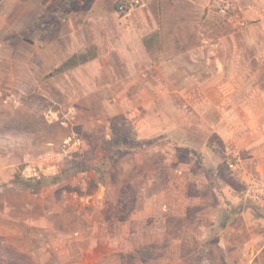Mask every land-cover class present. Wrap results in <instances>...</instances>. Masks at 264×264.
Segmentation results:
<instances>
[{"label": "rangeland", "instance_id": "obj_1", "mask_svg": "<svg viewBox=\"0 0 264 264\" xmlns=\"http://www.w3.org/2000/svg\"><path fill=\"white\" fill-rule=\"evenodd\" d=\"M247 1L241 6L233 0L235 12L228 17L220 12L222 0H98L106 8L98 18L83 12L88 6L79 8L95 0H0V167L10 175L0 187L14 184L16 188L26 162L54 156L59 172L70 169L69 174L39 192L24 190L51 201L58 230L87 232L84 215L96 207L90 203L99 199L108 200L105 207L109 211L124 213L130 205L134 207V199H140L139 187L158 172L144 169L143 164L151 158L145 151L157 150L153 163L163 160L157 153L164 151L162 133L155 131L157 137L140 139L138 123L139 118L149 119L155 127L158 123V110L164 108V48L175 47L164 46V33L177 28L191 41L184 47H195L201 33L206 34L215 43L210 47L226 60L225 67L233 66L239 74L243 71L242 76H235L238 88L241 85L243 89L231 96L233 122L226 125L229 136L223 142L215 140V144L222 152L225 147L239 150L249 178L253 175L264 180V13L251 11L245 16L241 11L247 8ZM121 4L127 6L125 12L119 11ZM164 6L175 11H164ZM132 16L133 20L146 18L145 31L139 35L145 36V53V48L136 44V37H127L125 25ZM93 47L94 60L51 76L72 56L92 54ZM196 64L200 69L220 67L216 63ZM24 84L28 92L20 87ZM245 103L249 105L247 123ZM110 120H126L136 126L139 155L125 152L111 163L108 156L113 151L106 152L101 139L109 134ZM81 162L85 168L104 172L105 188L96 183L94 170L73 171ZM132 164L136 166L133 172ZM220 166L225 167L222 174L228 176L239 167L232 173L226 165ZM25 198L30 197L25 194ZM116 199H121L119 204ZM246 204L254 242L264 245V212L248 201ZM4 221L0 218V242L20 248L21 238L13 234L14 230L21 232V227ZM23 232L25 236L35 232L41 247L48 248L49 232L45 229L24 228ZM59 237L54 244L59 243ZM44 252L41 259L48 256ZM152 256L144 252L142 260L150 261ZM22 257L25 262L32 261L31 253ZM54 258L59 262L57 256ZM252 264H264V250Z\"/></svg>", "mask_w": 264, "mask_h": 264}, {"label": "crops", "instance_id": "obj_2", "mask_svg": "<svg viewBox=\"0 0 264 264\" xmlns=\"http://www.w3.org/2000/svg\"><path fill=\"white\" fill-rule=\"evenodd\" d=\"M222 1L234 3L233 0ZM235 1L242 6L244 0ZM86 6L83 12L94 13L98 18L106 12L98 0L79 8L83 10ZM244 6L247 8L241 12H245V16L251 11L264 13L260 0H249ZM165 9L175 11L172 7L164 6ZM191 9L199 10V7ZM135 17L125 25L127 37H136V44L145 48V53L146 39L139 35L145 31L146 18L133 20ZM262 19L264 22V16ZM178 30L164 33V46L175 47L164 48L167 53L164 108L158 110V123L155 127L145 118H139L138 123L140 139H152L158 136L154 133H162L164 151L157 153L163 160L153 163L151 159L157 150L145 151L151 158L143 164L144 169L148 167L149 173L158 172L139 187L140 199H134V207L130 205L128 211L121 213L109 211L105 207L109 204L107 199L89 202L96 207L84 215L88 231H60L56 226L57 214L51 212V201L46 202L19 185L0 187V218L22 229L21 232L14 230L13 234L21 238L20 248L14 243L0 242V264H252L264 250V245L254 242L248 227L245 192L247 181L255 176L249 178L242 157L235 167L242 166L241 169L229 168L231 172L236 170L233 175L222 174L225 167L220 165H225L229 148L225 147L222 152L215 144V140L223 142L229 136L226 125L233 122L231 96L243 89L241 85L238 88L235 76H242L243 71L239 74L233 66L225 67L226 60L210 47L215 44L210 36L201 33L196 46L188 49L184 45L191 41L185 32ZM198 62L216 63L220 67L212 65L200 69ZM20 87L29 91L25 84ZM244 107L247 123L249 105L245 103ZM153 130V134L150 133ZM128 153L139 155L137 151ZM140 160L144 161L142 156ZM134 167L135 164L130 166L131 172ZM9 176L0 167V185L8 181ZM25 194L30 198L26 199ZM116 200L117 204L121 201ZM24 228L34 231L43 228L49 232L48 248L41 247L35 232L25 236ZM58 236L59 243L54 244ZM43 251H47L48 256L41 259ZM144 252L153 255L150 261L142 260ZM26 253L32 254L31 262L22 260ZM56 256L59 262L55 261ZM249 256H252L250 260Z\"/></svg>", "mask_w": 264, "mask_h": 264}, {"label": "trees", "instance_id": "obj_3", "mask_svg": "<svg viewBox=\"0 0 264 264\" xmlns=\"http://www.w3.org/2000/svg\"><path fill=\"white\" fill-rule=\"evenodd\" d=\"M146 46H147V43H145V47ZM148 52H149V49H148ZM95 58H96L95 47H93L92 54L86 53V54L72 56L65 63H63L59 68H57L51 74V76L62 74L78 66L79 64L87 63L91 60H94ZM101 139L106 149V152L111 151V150L113 151L109 153L110 155L108 156L112 164H114L115 161L119 157H121L123 153L136 151L139 148V137L137 134V128L131 122H128L126 120H110L109 134L108 135L106 134ZM89 170H92V171L94 170V172L98 174L96 176L97 178L96 183L104 185V181H105L104 172H102L96 167L95 168H89V167L85 168L84 164L81 162L75 166L73 171L87 173ZM69 171L70 169L60 170V172H58V174L52 177L51 179L40 177V178L33 179V180H25L18 176L17 180H18V184L21 185L24 189L36 193V192L41 191L43 187L49 184H56L62 181L65 175L67 176L69 174ZM91 196L92 194H90L88 197L90 198Z\"/></svg>", "mask_w": 264, "mask_h": 264}, {"label": "built area", "instance_id": "obj_4", "mask_svg": "<svg viewBox=\"0 0 264 264\" xmlns=\"http://www.w3.org/2000/svg\"><path fill=\"white\" fill-rule=\"evenodd\" d=\"M127 6L121 4L120 12H125ZM220 12L224 16L232 17L235 12V6L231 1H224L220 8ZM241 19V17H239ZM242 20V19H241ZM228 158L225 165L234 169L241 162V152L237 149L227 150ZM59 172L58 165L54 161V156H41L38 160H32L25 163L21 170V176L25 180H33L40 177L52 178ZM246 200L255 206L258 210L264 212V180L260 178H252L249 181L245 194Z\"/></svg>", "mask_w": 264, "mask_h": 264}]
</instances>
